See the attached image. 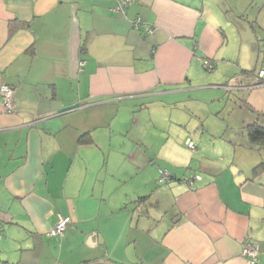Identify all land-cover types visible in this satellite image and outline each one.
I'll return each mask as SVG.
<instances>
[{
    "label": "crops",
    "instance_id": "obj_1",
    "mask_svg": "<svg viewBox=\"0 0 264 264\" xmlns=\"http://www.w3.org/2000/svg\"><path fill=\"white\" fill-rule=\"evenodd\" d=\"M117 1L0 0V264H251L248 240L264 264V144L247 134L264 126V32L214 0ZM189 99L208 120L190 101L195 130L170 149L180 124L156 109Z\"/></svg>",
    "mask_w": 264,
    "mask_h": 264
},
{
    "label": "rangeland",
    "instance_id": "obj_2",
    "mask_svg": "<svg viewBox=\"0 0 264 264\" xmlns=\"http://www.w3.org/2000/svg\"><path fill=\"white\" fill-rule=\"evenodd\" d=\"M213 5V11L214 13L219 16V18L222 20L223 24L226 20L227 17H231V18H235L238 19L241 17V15L244 17H246L248 20H251V23H253V27L255 28L256 33L259 35V37L263 36V30H262V25L259 22L261 13H264L261 11V13H259V9H263L264 8V0H214V2L212 3ZM234 14H236V16L238 18H236L234 16ZM242 18V17H241ZM229 19V18H227ZM242 20L244 19H238V21L242 22ZM262 21V20H261ZM248 23L249 22H245ZM226 25V24H225ZM234 25V23H233ZM232 25V26H233ZM227 27V26H226ZM228 30V28H227ZM232 32L234 34H232L233 36L236 35V32L234 31V29L232 28ZM238 33V31H237ZM206 73L209 74L211 73L214 69L212 68L211 70H208L206 68H204ZM193 102L196 105V111L195 114H198L201 117L202 123L204 125H206V121L207 119V115H206V110L202 107V105H200V103H202L200 100H184L181 101L180 108H175V109H171V108H167V111L169 110L170 112H165L164 111H160L156 109V112H160L161 114L168 116V113L172 115V118L177 119L175 122L180 124V126L178 125H171V128L169 129L172 137L174 138L175 142H171L170 143V149H172V146L176 147L179 149L178 147V143H180V145L182 144V140L183 137L189 134H192L193 129L195 130L194 125L196 124V117L192 115V113L190 112V106L189 102ZM197 103V104H196ZM238 109L237 108H233V106L229 103L228 106L222 111V113L220 114V116H222L224 118V120H228L229 124L234 125L232 128L234 129H240L239 126H237L238 124ZM208 123V122H207ZM156 126H153V129L155 130ZM137 127H133L131 128V125L129 126V129L127 130V132H124L122 135L126 138L130 137H134V134L136 133ZM151 134V132H149ZM152 135V134H151ZM161 144H159L158 146L160 147ZM184 145V144H183ZM186 148V146H184ZM167 145L162 147L161 150L162 152L165 154L167 153ZM181 149V148H180ZM187 150H189L188 148H186ZM182 150V149H181ZM169 152V151H168ZM160 156L155 157V162L158 163L161 161ZM150 165L152 164L151 162H149ZM166 165V164H165ZM163 169L167 167H164V165L162 166ZM173 168V167H172Z\"/></svg>",
    "mask_w": 264,
    "mask_h": 264
},
{
    "label": "built area",
    "instance_id": "obj_3",
    "mask_svg": "<svg viewBox=\"0 0 264 264\" xmlns=\"http://www.w3.org/2000/svg\"><path fill=\"white\" fill-rule=\"evenodd\" d=\"M133 0H118L116 6L114 9L116 10H124L126 6H128ZM132 25L135 28H142L146 33H149L152 31V26L150 24H147L146 22L142 21L140 16H135L132 19ZM204 67L208 70H211L213 68L212 63L209 60H204ZM263 74V70L258 71V76H261ZM0 98L2 101V105L5 112H11L14 110V104H13V88L9 86L6 83H3L0 85ZM185 146L189 149L194 150L196 148L194 141L191 138H186ZM170 176V173L165 169L159 170V176L157 181L158 182H164L165 179H167ZM69 222V218L66 216L58 215L57 220L54 224V227L50 231L51 234L57 235L62 234L65 230L67 224ZM2 232L0 231V237ZM258 253H259V246L258 243L255 241L248 240L244 242L241 246V254L246 257V259L251 264H256L258 260Z\"/></svg>",
    "mask_w": 264,
    "mask_h": 264
},
{
    "label": "trees",
    "instance_id": "obj_4",
    "mask_svg": "<svg viewBox=\"0 0 264 264\" xmlns=\"http://www.w3.org/2000/svg\"><path fill=\"white\" fill-rule=\"evenodd\" d=\"M247 134L251 142L264 144V126L256 122L249 123L247 125Z\"/></svg>",
    "mask_w": 264,
    "mask_h": 264
}]
</instances>
